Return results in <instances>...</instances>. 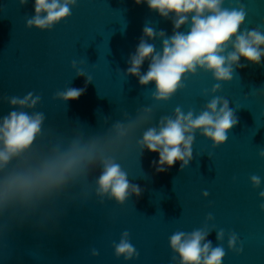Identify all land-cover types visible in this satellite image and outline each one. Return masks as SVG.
<instances>
[{"label": "water", "instance_id": "water-1", "mask_svg": "<svg viewBox=\"0 0 264 264\" xmlns=\"http://www.w3.org/2000/svg\"><path fill=\"white\" fill-rule=\"evenodd\" d=\"M239 2L247 12L241 32L258 27L264 32V0ZM34 3L0 0V126L11 111L44 114L32 148L0 169V192L7 177L35 170L74 146L92 145L97 148V165L101 154L115 159L130 183L144 191L140 197L130 196L124 205L98 195L101 169L92 166L59 193L27 204L14 197L0 201V264H180L170 237L177 231L194 230L207 231L204 242L224 248L222 264H264V198L260 197L264 191V158L260 156L264 151V57L259 65L241 58L245 66L233 65L231 82L218 81L212 72L197 66L195 73L182 78L184 87L168 100H157L155 83L141 86L127 69L143 28L163 30L170 37L171 19L135 0H77L66 20L51 29H29ZM234 6L236 0H225L223 5ZM189 30L190 23L179 29ZM148 42L162 52L159 37ZM232 51L229 44L224 55ZM148 67L146 60L141 73ZM88 76L92 82L86 86ZM216 84L221 88L213 91ZM68 88L84 92L76 100L54 98ZM29 93L33 99L41 98L34 107H13L8 99H23ZM215 97L226 99L238 119L228 140L214 147L201 130H195L189 166L181 171L177 162L158 174L152 164L159 161L158 153L145 150L141 156L138 142L144 131L158 127L164 117L175 119L177 107L185 115L190 110L199 115ZM118 124L131 126L127 136H119ZM252 176L260 178L258 187ZM221 230L222 240L217 239ZM125 231L138 258L126 260L115 254L113 244H119ZM232 233L242 253L229 248ZM93 250L99 255L94 256Z\"/></svg>", "mask_w": 264, "mask_h": 264}, {"label": "clouds", "instance_id": "clouds-1", "mask_svg": "<svg viewBox=\"0 0 264 264\" xmlns=\"http://www.w3.org/2000/svg\"><path fill=\"white\" fill-rule=\"evenodd\" d=\"M27 3L28 0H20L21 5ZM135 3H146L150 10L158 12L162 18L171 19L174 26L170 37L163 30L157 32L153 27L145 26L136 51L130 57L131 66L127 69V74L136 76L141 86L155 83L153 96L157 100H168L184 87L182 78L189 72L195 73L197 66L212 72L218 81L231 82L235 70L233 65L241 68L245 66L240 64L241 58L253 64H261L264 57V49L261 47L264 45V32L259 27L241 32L247 12L239 0H236V6L230 8L223 7L225 0H135ZM70 5L76 6L77 0H35V15L27 20V27L51 29L72 15ZM189 23L188 32L179 31ZM157 37L163 41L162 52L156 50L155 44L148 42ZM229 44L234 51L224 55ZM146 60L149 61V67L142 74L141 68ZM78 75L83 76L84 73L78 71ZM91 82L92 78L88 76L86 86ZM220 88V84H216L213 91ZM83 92L84 89L68 88L57 92L54 98L76 100ZM8 99L13 107H34L41 98L36 96L33 99V93H29L23 99ZM43 120V113L29 115L25 111H11L3 118L0 126V144L3 145L0 148V169L5 168L14 157L19 158L32 148L40 134ZM237 124L238 119L229 108V102L221 97L213 98L207 110L199 115H194L191 110L185 115L177 107L175 119L164 117L158 127H149L144 131L143 139L138 142L142 149L141 156L145 150L158 153L159 161L152 162L158 174L167 172L177 162H180V170L183 171L193 158L195 130H201L204 136L213 141V146L218 147L228 140V133ZM116 127L120 137L127 136L131 130V126L125 128L118 124ZM96 152L95 145L85 148L74 146L69 152L45 161L35 170L7 177L0 192V201L14 197L22 204H27L33 198L59 193L69 180L75 179L82 170L92 166L101 169L96 181L98 195H106L120 205H124L133 194L137 197L142 195L144 189L130 183L128 173L115 159L101 154L97 165ZM260 156L264 158V151L260 152ZM251 179L253 185H260L258 176H252ZM260 197L264 198V191L260 192ZM261 208L264 209V204ZM207 235L205 230H194L191 233L177 231L170 237L171 248L178 254L180 264H222L226 255L224 248L213 247L211 241L204 242ZM129 236V232L125 231L119 244H113L117 258H138L139 254L130 243ZM223 236L224 231L221 230L217 239L222 240ZM236 241L237 235L232 233L229 248L242 253L243 247L237 249ZM92 254L99 255L95 250ZM172 259L175 261L177 257L174 255Z\"/></svg>", "mask_w": 264, "mask_h": 264}]
</instances>
